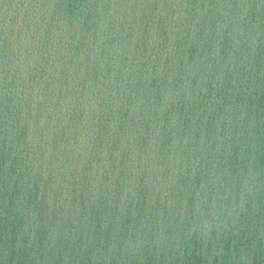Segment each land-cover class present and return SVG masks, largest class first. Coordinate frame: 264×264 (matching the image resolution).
Returning <instances> with one entry per match:
<instances>
[{"label":"water","instance_id":"water-1","mask_svg":"<svg viewBox=\"0 0 264 264\" xmlns=\"http://www.w3.org/2000/svg\"><path fill=\"white\" fill-rule=\"evenodd\" d=\"M0 264H264V0H0Z\"/></svg>","mask_w":264,"mask_h":264}]
</instances>
